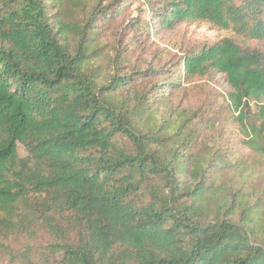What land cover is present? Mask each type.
<instances>
[{
  "label": "trees",
  "instance_id": "1",
  "mask_svg": "<svg viewBox=\"0 0 264 264\" xmlns=\"http://www.w3.org/2000/svg\"><path fill=\"white\" fill-rule=\"evenodd\" d=\"M261 46L264 0H0V264H264Z\"/></svg>",
  "mask_w": 264,
  "mask_h": 264
},
{
  "label": "rangeland",
  "instance_id": "2",
  "mask_svg": "<svg viewBox=\"0 0 264 264\" xmlns=\"http://www.w3.org/2000/svg\"><path fill=\"white\" fill-rule=\"evenodd\" d=\"M167 35L166 38L167 41H169L172 45H175L176 47H180L181 45H186L187 43H194V42H217L223 38L230 37V33L224 32V31H216V30H210L207 27H188V26H180L172 33L165 34ZM160 44V47H164L167 45L173 53L176 52V50L173 49L172 46L168 45L169 43H166L165 45L161 42H158ZM252 45H257V43H254ZM264 50V46H261ZM177 55H179L177 53ZM219 89L220 90H226V86L224 83V80L221 78L219 83Z\"/></svg>",
  "mask_w": 264,
  "mask_h": 264
}]
</instances>
